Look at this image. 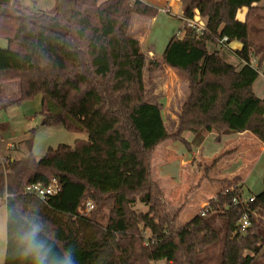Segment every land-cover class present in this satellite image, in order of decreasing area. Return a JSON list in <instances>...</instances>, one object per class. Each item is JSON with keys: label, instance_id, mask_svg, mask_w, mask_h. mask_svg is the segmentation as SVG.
Here are the masks:
<instances>
[{"label": "trees", "instance_id": "16d2710c", "mask_svg": "<svg viewBox=\"0 0 264 264\" xmlns=\"http://www.w3.org/2000/svg\"><path fill=\"white\" fill-rule=\"evenodd\" d=\"M10 2L0 0V39L7 42L0 48V97L6 84L16 82L19 96L10 105L40 96L45 124L85 133L87 140L48 149L36 160L30 136L24 143L27 156L8 160L6 173L0 175V198L8 195L3 264H27L17 251V218L38 221L54 252L64 256L72 250L76 264H201L198 256L206 258L219 242L218 264H264V221L253 219L245 231L238 227L245 211L240 179L228 182V193L221 189L179 225L184 206L172 214L152 178L155 150L171 141L189 152L187 133H215L218 141L223 135L248 132L264 145V99L253 91L259 75L264 77V49L248 40L249 22L264 14V5L252 6L263 0H188L182 18L192 19L196 13L206 20V31L197 39L187 30L173 36L162 64L147 62L130 36L133 15L157 13L138 0H71L67 16L61 11L62 0H55L52 17L20 10L10 14ZM243 8L247 15L241 23L236 14ZM44 18L62 30L37 22ZM223 37L227 44L240 43L241 49L233 52L240 69L224 62L218 51L208 50ZM256 58L253 67L251 59ZM162 65L188 83L172 134L165 128L162 105L147 101L143 80L145 69L152 72ZM5 103L0 100V109L8 106ZM53 180L60 190L48 200L23 193L25 185L47 186ZM253 197L250 209L264 214V191ZM86 199L95 205L94 210L91 203L89 216L83 214ZM136 204L146 211H135ZM103 210L108 214L100 226L94 217Z\"/></svg>", "mask_w": 264, "mask_h": 264}, {"label": "rangeland", "instance_id": "374dc122", "mask_svg": "<svg viewBox=\"0 0 264 264\" xmlns=\"http://www.w3.org/2000/svg\"><path fill=\"white\" fill-rule=\"evenodd\" d=\"M10 5L11 8H6L8 13L10 14L13 13L14 10H20L21 13L28 16L38 17V15H46L47 17H52L55 12V0H11ZM70 8H71V0H62L61 11L64 15L66 16L68 15ZM164 17L166 16L162 15L159 17L158 22L156 26L153 28L151 35V41L156 46V50L154 51L155 53L153 54L157 58L162 57L161 44L163 46V42H165L167 38L172 37L173 35L176 34V32L181 30V25H182V22L175 18H171L169 20ZM194 18L195 19L199 18V16L198 15L196 16L195 14ZM37 22L57 32L58 30L59 31L62 30L60 25L50 23L48 21V18L37 20ZM261 25L256 26V28L263 30V33L259 36H256L253 35L251 30H249L248 39L249 42L257 46L258 48L264 49V23H261ZM6 45H7L6 40L0 39V48H6ZM208 50L212 51V49L210 48ZM225 50L224 49L220 50L219 48H217L215 51H218L220 55V52L224 53ZM145 55H147V53H145ZM146 61L149 62L151 60L146 58ZM257 63H258V58L251 59V65L253 67H256ZM143 72H144L143 80L145 84V90L147 91V96H146L147 101L152 103H157L158 101L159 102L165 101L166 93H164L163 88L166 80H169L168 77H165L164 72H159V73H155L157 71L148 72L147 69L146 71ZM12 83L17 84L16 82H12ZM178 84L180 86V92L184 91L182 83H178ZM10 86L9 83L6 84L3 87L2 92L8 90H11L13 92L14 88L13 86L12 87ZM255 90H256L255 92L257 98L261 100L264 99V78L261 74L259 75V77L255 82ZM185 93L187 94V92ZM40 101H41L40 96H37L32 100L24 101L16 105H10V102L7 101V103L5 104L8 106L5 105L1 106V108L2 107L4 108L0 109V175H4L6 173L5 169L9 159H21L27 156L28 150L24 143L30 138V136H32L31 152L36 160L41 159L45 155L48 149L55 150L59 146L73 147L76 141L87 140V135L85 133L68 132L62 126L45 124V118L43 117V115L40 114L41 111ZM165 127L170 134L173 133L174 130L173 123L166 122ZM213 135L216 136L215 134ZM213 135L208 136L203 134L201 136H196V137L189 134L185 135V139L187 140V142L191 143L194 151H198L199 148H202L201 152L199 151L201 154L198 152L199 154L196 155L194 159V163L192 164V166L188 168V171L190 173L196 172V174L200 173V175L202 174L206 175V173L208 172L204 168L207 169L206 166H209L210 164L209 165L204 164L205 158L203 157H210L213 156V154L215 153L221 152V149L224 146L223 144L216 143ZM166 144L170 145L168 143ZM9 145L12 146L13 148L8 149ZM173 145L174 147L173 146L172 147L174 148L175 152H176L175 149H179L184 154H187V151L180 143ZM158 151L159 149L155 153L158 154ZM155 163H156V158L154 159L153 166H155ZM249 171H247L246 173L248 174ZM152 178L154 180L153 172H152ZM263 178H264V155L260 158L259 162L256 163L255 167L250 171V173L247 175L245 179V185L243 187L244 199L250 196L258 195L262 191H264ZM201 179L204 180V177L202 176ZM238 179H240V183H241L243 177ZM203 180L199 181L198 182L199 184L195 188L192 187V189L194 190L197 189ZM223 181H226L227 183L221 185L220 189H223V191H227L228 189H230L228 187L229 186L228 182H231L232 180L226 179ZM186 187H189V185L186 184ZM179 194L177 196H174V198L176 199L174 200V203L168 204L169 211L172 214H176L179 210V207L178 208L174 207L177 203H180V201H178ZM189 194L185 195L184 198L182 197L180 198L181 202L183 203V206L186 205V203H188ZM87 202H90L94 205V202L91 199H86L83 202V205L85 206ZM94 210H95V205H94ZM134 210L137 212L146 211V209L139 204H136L134 206ZM255 211L257 217L254 219H256V221L257 220L264 221L263 211L262 213H260L259 209ZM197 213H199L198 210L196 214ZM90 214L91 213H89L87 216H89ZM107 214H108L107 210H103L102 213L94 217L96 222L100 226L105 225ZM179 218H178V224L179 225L184 224ZM218 230L222 234L223 228L221 224L218 225ZM148 235L149 234L147 233L146 236ZM220 247H221V242H219V244L208 253L209 256L207 255V257L204 259H202V256L199 255L198 259L200 260L201 264H218ZM5 249H6V211H5V206L1 205L0 206V264H3L4 262ZM150 264H166V262L157 261V262H151Z\"/></svg>", "mask_w": 264, "mask_h": 264}, {"label": "crops", "instance_id": "0c3cea01", "mask_svg": "<svg viewBox=\"0 0 264 264\" xmlns=\"http://www.w3.org/2000/svg\"><path fill=\"white\" fill-rule=\"evenodd\" d=\"M138 1L149 6L157 13L154 17L133 15L130 21V36L138 41L141 48V52L144 54L145 58L162 64V57L157 58L153 54L155 53L154 51L156 50V46L151 41L152 30L156 26L159 17L162 15H165L166 17L164 18H167L169 20L171 18H175L182 22L184 6L188 0ZM263 5L264 0L261 4H255L252 7L261 8ZM246 15L247 9L243 8L237 12L236 20L241 23H244ZM199 18L203 21V23H206V20L204 18ZM261 23H264L263 14L259 15L258 17L254 18L251 22H249L248 27L249 30H251V32L253 33V35L259 36L263 33V30L256 28V26L261 25ZM182 27L183 22L181 25V30L176 32V34L173 36L181 37L184 33L182 31ZM172 37L167 38V40L163 42V46L161 44L162 53L164 52L166 45ZM209 46L211 45H208V49L210 48L212 49V51H215L217 48H219L220 50L226 49L224 53L220 52L222 60L229 65L237 67V69H240L242 67V64L239 63L233 53L241 49L240 43L234 41L227 45H219L217 46V48H215L214 46ZM145 53H147V55H145ZM144 71H146V69ZM156 71L157 72L155 73L164 72L165 77H168L169 79L166 80L163 88L164 93H166V100L163 102L158 101L157 104L162 105L161 112L164 125L166 122L173 123L174 133L178 125L182 106L188 96V83L182 75L178 74L177 72L173 71L165 65H162L161 68ZM178 83H182L184 91L180 92V86ZM9 86H13L14 91H3L0 97V100L3 102L15 101L16 99H18V85L15 83H9ZM253 91L256 95L255 83L253 85ZM185 92H187V94ZM188 134L189 133H187L186 135ZM213 134L215 133H210L207 135L211 136ZM215 135L216 136L213 135L214 140L217 138V134ZM166 143L170 145H167ZM216 143L223 144L224 147L221 149V152L215 153L213 154V156L203 157L205 158L204 164H210L209 166H206L207 169L204 168L208 172L206 173V175H200V173L196 174V172L190 173L188 171V168L192 166L196 155L201 152L202 148H199L198 151H194L193 147L191 146L190 151L187 152V154H184L179 149H175L176 152L174 151L173 144L178 143H172L171 141H167L161 144L155 150L156 152L159 149L158 154L154 152L152 160V172L154 180L159 182L161 189L164 192L167 205L169 203H174V200H176L174 196H177L180 192L178 197V201H180V203H177L174 206L176 208H180V206L183 205L180 198H184L185 195L190 193L188 195V203L184 205V210L179 215V219L184 224L196 215L197 210L199 212L208 205V202L210 200L216 198L217 194H219L221 191V181L226 179L233 181L235 179L243 177V180L240 185L244 187L247 175L255 167L256 163L259 162L260 158L264 155V145L248 132L242 134L223 135L218 141H216ZM155 158L156 163L155 166H153ZM247 171H249L248 174L246 173ZM202 176L204 177V180L201 179ZM201 180L203 181L200 186H198V188L195 190L192 189V187L195 188L199 184L198 182ZM186 184H188L189 187H186Z\"/></svg>", "mask_w": 264, "mask_h": 264}, {"label": "clouds", "instance_id": "9594fccd", "mask_svg": "<svg viewBox=\"0 0 264 264\" xmlns=\"http://www.w3.org/2000/svg\"><path fill=\"white\" fill-rule=\"evenodd\" d=\"M15 229L18 254L27 264H76L72 250H68L64 256L54 252L38 221L17 218Z\"/></svg>", "mask_w": 264, "mask_h": 264}, {"label": "built area", "instance_id": "2783aa9c", "mask_svg": "<svg viewBox=\"0 0 264 264\" xmlns=\"http://www.w3.org/2000/svg\"><path fill=\"white\" fill-rule=\"evenodd\" d=\"M183 27L182 30H187L190 32V35L192 38L197 39L206 31V23H203V21L200 18H192V19H184L182 18ZM227 44V38L223 37L219 41V45L223 46ZM12 146H8V149H12ZM60 187L58 183L53 180L50 182L49 185L44 186L43 184H28L25 185L23 188V193L27 196L36 198L40 201L48 200L54 196H56L59 193ZM224 193H228V191H224ZM8 195H4L3 198H0V206L6 204ZM255 202V198L253 196H250L248 198H245L242 200L241 205L244 207L245 211L238 220V227L240 231H245L252 225V221L254 218H256V211L250 209V206ZM93 210V205L90 202H87L84 207L83 214L87 215ZM201 216L205 215V212H200ZM260 218V217H259Z\"/></svg>", "mask_w": 264, "mask_h": 264}]
</instances>
